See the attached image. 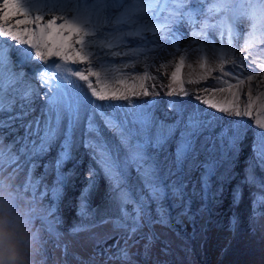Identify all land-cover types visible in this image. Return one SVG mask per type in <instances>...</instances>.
Wrapping results in <instances>:
<instances>
[{
	"label": "snow or ice",
	"instance_id": "6c2138e0",
	"mask_svg": "<svg viewBox=\"0 0 264 264\" xmlns=\"http://www.w3.org/2000/svg\"><path fill=\"white\" fill-rule=\"evenodd\" d=\"M181 27L191 40L178 52L185 37ZM13 51L21 67L34 59L41 68L32 76L17 70ZM162 53L171 59L157 66ZM137 67L142 71H126ZM161 73L168 79L161 86L171 97L188 96L187 85L209 79L233 90L231 106L208 99L223 87L203 88L196 99L228 116L251 119L252 159L264 171V0H0V129L5 135L24 130L6 145L0 135V173L6 166L16 172L23 163L25 191L47 201L43 214L31 218L40 222L39 251L51 241L69 254L59 202L83 162L77 157L81 148L90 163L80 195L81 221L69 235L87 233L93 252L86 261L73 254L80 264H137L136 256H149L157 242L164 243L157 226L171 223L166 201L186 214L191 172L203 169L204 189L216 167V146L222 155L235 156L249 130L242 122L220 124L177 101L169 102L173 115L164 118L133 104L134 97L157 94ZM125 80L138 81V87H101ZM101 176L107 207L90 212L89 194ZM244 183L258 189L251 194L253 208L264 207V179L257 182L251 165ZM232 197L238 202L242 190L234 189Z\"/></svg>",
	"mask_w": 264,
	"mask_h": 264
},
{
	"label": "rangeland",
	"instance_id": "374dc122",
	"mask_svg": "<svg viewBox=\"0 0 264 264\" xmlns=\"http://www.w3.org/2000/svg\"><path fill=\"white\" fill-rule=\"evenodd\" d=\"M240 27L241 30H243V26ZM181 31L185 33V37L183 38L181 45L176 49L178 52H180L191 40L187 28L181 27ZM17 47L22 46L17 45ZM169 51H172V49H169ZM161 56L163 57L162 59L158 58L155 61L157 66L164 63L166 59H171L170 56L163 53ZM192 59L195 60V56H193ZM37 65L38 63L35 60L34 67L36 68ZM26 66L28 67V65ZM17 68L20 67L16 66V69ZM25 69L26 68L23 67L21 71H24ZM151 70L155 74V68H152ZM233 70L237 72L239 71V69ZM126 71L140 72L142 69L137 67L135 70ZM27 75L32 76L33 71L31 72V75ZM164 76L163 73L158 75V80L156 82L158 89L155 92L157 93L156 95H150L149 97L142 96V98L135 97V102L139 104L140 102L137 100L140 99L142 103L141 106L151 109L154 105L168 107L170 100H177V102L180 101V104L189 108H197L196 105L203 104L196 99V95L201 94L200 90L203 88L218 87H223L228 94L220 95L222 92L214 93L213 96L208 97L212 103H216L218 106L223 107L231 106L236 100V97L230 94V91L233 90H229L227 85L219 84L218 81L214 79H209L202 84L187 85L190 90L188 96H178L174 98L170 96L168 97L170 98L169 100H165L163 97H158L160 95L161 84L167 85L168 83V79H164ZM136 82H133L130 88L138 87L139 83L138 81ZM33 83L36 82L33 81ZM163 95L165 94L163 93ZM147 103L149 105H147ZM123 104L127 105V102ZM197 109L206 112L211 117L215 118L219 117V114L218 116L216 115L217 113H221L214 108H209L205 104ZM169 110L173 115V110L170 108ZM222 115L223 116L220 117V120L217 119V122L220 124L227 125L229 122L235 123L239 121L248 126L249 130L247 136L243 140L245 144L250 143L249 147L244 150L246 153L242 152V147H240V150L235 156L229 154L220 157V152L222 150L219 145L216 146V167L212 175L208 178L207 186L204 189H201L199 182L200 175L198 173L202 172L203 169L198 168L191 172L190 179L186 180L188 187L186 189L187 194L185 200L190 202L188 205V212L186 214H181L183 212L182 207L171 208L174 201L172 199L166 201V204L171 211V223L168 227L157 226V231L161 233V240L164 243L157 242L153 247L151 254L147 257L142 255L136 256L135 259L137 264H264V207L258 206L254 209L251 196V194L257 192L258 189L256 187H250L248 184L244 183L245 177H243L242 185H237L236 183L232 184L234 181L232 176L234 169L235 172H237V177H239V179H241L242 176L240 175L239 168V163L241 162L240 158L244 154H247L250 149L249 154L252 153V129L254 128V125L252 124L251 119L248 122L245 117H233L228 116L225 113ZM237 118H239V120ZM6 133L7 131L5 129L0 130V135H5ZM18 133L5 135L4 144L6 145L12 142L15 135ZM19 135L23 134L19 133ZM209 148H211V145ZM202 154L198 157L199 161L205 159ZM54 155V151L50 153V156ZM204 155L206 156V154ZM48 158L49 157H45V159ZM250 159H252V157H249V160ZM252 163L254 162L252 161ZM42 171V168L36 170L37 174ZM83 172L84 180L81 182L83 187L73 190L74 193H72L71 190L74 186V180L72 178L64 188L63 197L59 202V215L63 221L60 226V231L64 233L65 241L70 242L69 254L67 256L62 255L60 249L54 248L52 242L47 241L43 250L36 253L37 264H80L79 260L73 257V254L85 261L88 260L89 256L92 254L93 244L88 239L87 233H80L76 237L69 235V229H71L75 223L81 221V217L78 216V211L80 195L82 189L87 183V169L85 170L83 168ZM83 172L81 170V173ZM26 173L27 168L23 163L21 164V168L16 172L13 171V168L6 166V170L0 173V181H2L4 186L3 189L7 188L11 193L13 200L23 206L26 214L33 218L43 214L42 204L47 203V201H41L38 192L36 198L33 199L31 191H25L23 185L25 184ZM257 174V182L264 179V171L259 169L257 170ZM130 176V182L134 183L136 179L134 169L130 171ZM53 178V176H49L46 182L50 184ZM232 187L234 189L240 188L242 190V197L238 202L233 201ZM247 188H249L248 191ZM72 197H74L75 200L77 199L78 202L72 204ZM107 201V184L101 176L98 180L97 189L89 194L88 210L97 213L104 212L107 207ZM33 223L37 229H40V222L38 220H33ZM109 228L110 225L106 226L104 230H108ZM44 239H47L46 235ZM108 243L111 244L112 241L110 240ZM162 248H164L165 251H161ZM133 251L135 252L136 249L134 248ZM140 251L142 252L143 250L140 249Z\"/></svg>",
	"mask_w": 264,
	"mask_h": 264
},
{
	"label": "clouds",
	"instance_id": "9594fccd",
	"mask_svg": "<svg viewBox=\"0 0 264 264\" xmlns=\"http://www.w3.org/2000/svg\"><path fill=\"white\" fill-rule=\"evenodd\" d=\"M38 229L7 188L0 190V264H37Z\"/></svg>",
	"mask_w": 264,
	"mask_h": 264
},
{
	"label": "bare ground",
	"instance_id": "6f19581e",
	"mask_svg": "<svg viewBox=\"0 0 264 264\" xmlns=\"http://www.w3.org/2000/svg\"><path fill=\"white\" fill-rule=\"evenodd\" d=\"M9 43H12V44H14L15 42H13V41H10ZM22 47H24V46H22ZM11 56H12V58H13V60H14V62H16L15 63V67L16 66H18V67H20V68H17V70H22V68L24 67V68H26L25 70H24V72L26 73V74H29V75H31V72L32 71H34L35 69H40V67H41V62H39V61H37V63H38V65L36 66V68L34 67V63H35V60L33 59V60H30V61H28L23 67H21L20 66V64H19V61H18V58H17V54L15 53V51H13L12 53H11ZM170 59V58H169ZM26 65H28V67L26 66ZM36 65V64H35ZM162 78V77H161ZM166 77L164 76V79H165ZM34 81V80H33ZM32 81V82H33ZM34 82H36V81H34ZM133 82H136V81H127V80H125V81H123L122 83H120V84H102L101 85V87H106V88H110V89H115V88H117V87H119V88H121V90H123L124 88H130L131 87V84L133 83ZM137 83V82H136ZM139 83V82H138ZM38 85V84H37ZM159 85V84H158ZM161 85H165V84H161ZM160 86V85H159ZM190 86V85H189ZM37 87H39V85L37 86ZM157 89H158V86L155 88V92L157 91ZM160 95L158 96L159 98H161V97H163V99H167V100H169L170 98H168V97H170V96H168L166 93H167V89H166V87H162V86H160ZM150 91H152V89H150ZM163 93L165 94V95H163ZM196 93V92H195ZM225 95V94H228L227 93V91H225V92H222L220 95ZM152 96V95H151ZM145 97V96H144ZM149 97V96H148ZM142 98V97H141ZM154 98V97H153ZM174 98V97H173ZM218 99V98H217ZM182 100V99H181ZM195 100V99H194ZM216 100V99H215ZM137 101H139L140 103L138 104L137 102H135V97L133 98V104H136V105H141L142 103H141V101H140V99H138ZM163 101V100H162ZM171 101V100H170ZM177 101V100H176ZM179 101V100H178ZM125 102H127V101H118L117 103H120V104H123V103H125ZM196 102V101H195ZM224 102V101H223ZM230 102V101H229ZM145 103V102H144ZM151 103V102H150ZM179 103H180V101H179ZM232 103V102H231ZM159 104V103H158ZM169 104V103H168ZM147 105H149L148 103H147ZM202 106L204 105V104H201ZM201 105L200 104H198V105H196V107L197 108H200L201 107ZM158 105H154V107L153 108H151L152 109V112H154V115H156L157 117H160V118H164V116L167 114V116H169V117H172V113L170 112V110H169V108L168 107H166V106H158ZM173 110V109H172ZM217 113V112H216ZM36 114H38V112L36 113ZM218 114H219V117H217V119L218 120H220L221 118L220 117H222L223 115V113L221 112V113H217L216 115L218 116ZM236 119V118H235ZM238 120H239V118H237ZM245 119L249 122L250 121V118L249 117H245ZM227 123H228V120H227ZM0 130H2V129H0ZM6 130V129H5ZM7 131V130H6ZM23 129H19V133L20 134H23ZM18 133V134H19ZM13 134H16V133H13ZM250 138V137H249ZM250 140V139H249ZM248 140V141H249ZM247 141V142H248ZM249 145H250V143L248 144V143H246L245 144V142L244 141H242V143L239 145V148H238V150H237V152L240 150V147H242V152H245L246 153V151H244L245 149H247L248 147H249ZM210 146V145H209ZM208 146V147H209ZM251 150V149H250ZM250 150H249V152H250ZM222 152V151H221ZM221 152H220V157H223V155L221 154ZM241 152V153H242ZM249 152H247V154H244L241 158H240V160H241V162L239 163V168H240V175H242L241 176V179H239V177H237V172H235V169L233 170L234 171V173L232 174V176H233V178H234V181H233V183L232 184H234V183H236L237 185H242V182H243V177H245V169L249 166V165H251L252 166V169H253V172H254V174H255V176L257 177V170H261V168H260V166H259V164L256 162V161H254L253 159H250L249 160V157H252V153H250L249 154ZM83 153H84V149L83 148H81L80 149V151L77 153V157L78 158H82V160H83V162H82V164L76 169V173H77V175L76 176H74L73 177V180H74V186H73V188H72V190H71V192L72 193H74V191L73 190H75V189H78V188H81V187H83V185H82V181L84 180V178H83V175H84V172H83V168L86 170H88V165H89V163H90V158L87 156V155H83ZM236 155V154H235ZM202 156L203 157H205V155L204 154H202ZM252 161L254 162V163H252ZM256 163V164H255ZM255 164V165H254ZM67 168H71L72 167V164L71 163H69L67 166H66ZM259 168V169H258ZM81 170H82V172L83 173H81ZM198 173V172H197ZM200 173L201 172H199L198 174L200 175ZM12 177V176H11ZM18 179V178H17ZM258 181V180H257ZM73 182V181H72ZM236 184H235V186H236ZM231 189V188H230ZM233 187H232V189H231V191H233ZM246 189V188H245ZM249 190V188H247V191ZM252 190V189H251ZM106 193V192H105ZM74 199V200H73ZM76 202H78L77 201V199L75 200V198L74 197H72V204L73 203H76Z\"/></svg>",
	"mask_w": 264,
	"mask_h": 264
}]
</instances>
